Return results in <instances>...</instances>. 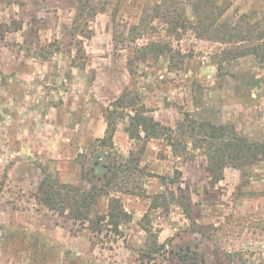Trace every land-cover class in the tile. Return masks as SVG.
<instances>
[{"label": "rangeland", "instance_id": "1", "mask_svg": "<svg viewBox=\"0 0 264 264\" xmlns=\"http://www.w3.org/2000/svg\"><path fill=\"white\" fill-rule=\"evenodd\" d=\"M86 1L102 9L76 25L81 0H0V264H140L145 214L178 264L180 254L221 264L233 251L264 264V158L226 167L216 181L187 136L176 155L164 138L132 139L125 130L132 109L144 107L177 137L178 123L191 118L262 142L264 61L228 59V49L246 43L199 35L200 0ZM201 1L222 11L219 20L247 15L264 26V0ZM178 16L185 27L173 30ZM109 114L116 127L104 147ZM132 158L141 168L134 193L111 191L131 215L118 233L96 234L36 200L44 172L81 184ZM183 200L202 232L192 231ZM106 203L100 198L91 215Z\"/></svg>", "mask_w": 264, "mask_h": 264}, {"label": "trees", "instance_id": "2", "mask_svg": "<svg viewBox=\"0 0 264 264\" xmlns=\"http://www.w3.org/2000/svg\"><path fill=\"white\" fill-rule=\"evenodd\" d=\"M208 6L209 3H203L201 0L195 3L194 15L197 18L196 23L201 29L198 34L223 42H245L246 44L243 46L228 49L226 51L228 59L251 55L263 62L264 26L260 23H253L247 15H243L235 23L219 20L222 11L216 14L211 8H207ZM100 9L102 7L99 8L94 3L81 0L74 23L77 25L83 16H94ZM178 25L185 27L184 19L180 16L173 17V30ZM78 28L79 25L75 26L74 29L77 30ZM151 49L164 52L156 43L151 45ZM122 101V97L118 98L117 104H121ZM128 119L125 130L130 138H144L146 140L164 138L166 144L171 147L176 155H181L186 151L187 144L182 139L187 136L196 148L202 149L206 156V171L216 181L222 179L223 169L226 167L246 169L264 158V141L248 140L229 124L185 118L177 125L179 134L177 137V132L173 128L161 124L151 115H148L144 107L132 109V113L128 114ZM106 123L104 135L98 139L99 144L104 147L111 145L116 127L115 118L111 114L107 116ZM139 171L141 168L138 161L132 158L125 162H114L106 167L102 175L81 184L62 182L58 177L44 172L37 187L36 200L41 206L56 212L60 216H68L82 224L87 223L89 229L96 234L102 233L107 228L118 233L119 226L131 221V215L125 211L119 197L111 195V191L115 189L134 193V179ZM102 197H107L104 213L92 216L93 208ZM157 206L158 203H154L151 208L156 209ZM181 206L186 217L191 221L192 231L202 232L203 227L192 218L189 202L183 200ZM140 223L146 237L144 247L138 255L139 263L163 264V261L167 260L168 263L166 264H178L173 257H167L165 243L158 241V233L153 230L147 214L143 215ZM178 258L181 264H198L196 261H191L186 254H180ZM221 264L263 263L250 260L239 251H233L225 253Z\"/></svg>", "mask_w": 264, "mask_h": 264}]
</instances>
